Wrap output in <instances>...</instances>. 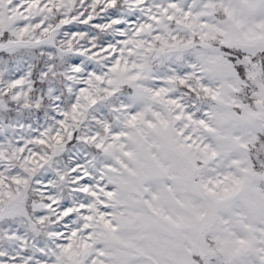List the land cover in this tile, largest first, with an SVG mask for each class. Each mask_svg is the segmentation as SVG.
I'll return each instance as SVG.
<instances>
[{
    "label": "snow or ice",
    "instance_id": "snow-or-ice-1",
    "mask_svg": "<svg viewBox=\"0 0 264 264\" xmlns=\"http://www.w3.org/2000/svg\"><path fill=\"white\" fill-rule=\"evenodd\" d=\"M0 264H264V0H0Z\"/></svg>",
    "mask_w": 264,
    "mask_h": 264
}]
</instances>
